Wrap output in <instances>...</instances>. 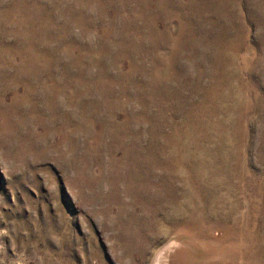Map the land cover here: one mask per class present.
<instances>
[{"label": "rangeland", "instance_id": "374dc122", "mask_svg": "<svg viewBox=\"0 0 264 264\" xmlns=\"http://www.w3.org/2000/svg\"><path fill=\"white\" fill-rule=\"evenodd\" d=\"M0 264H264V0H0Z\"/></svg>", "mask_w": 264, "mask_h": 264}]
</instances>
